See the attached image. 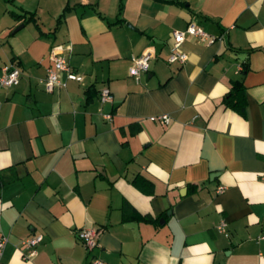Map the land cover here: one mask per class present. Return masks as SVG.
Segmentation results:
<instances>
[{"label": "crops", "instance_id": "0c3cea01", "mask_svg": "<svg viewBox=\"0 0 264 264\" xmlns=\"http://www.w3.org/2000/svg\"><path fill=\"white\" fill-rule=\"evenodd\" d=\"M189 22L214 39L187 35L186 62L168 63ZM146 52L136 79L131 58ZM57 55L80 79L61 73L46 91ZM12 65L0 264H264V0H0V74ZM237 80L243 113L224 102ZM83 227L100 231L90 251Z\"/></svg>", "mask_w": 264, "mask_h": 264}, {"label": "built area", "instance_id": "2783aa9c", "mask_svg": "<svg viewBox=\"0 0 264 264\" xmlns=\"http://www.w3.org/2000/svg\"><path fill=\"white\" fill-rule=\"evenodd\" d=\"M187 35L195 36L204 40H212L213 36L208 34L202 28L195 25L193 22H189L186 29L182 31H174L172 33L173 44L171 52L167 59L168 63L184 64L188 58V55L180 49L181 43L184 41ZM153 55L150 52L143 53L138 56L131 58V65L128 68L129 75L138 79L140 75L149 69L150 61ZM53 66L47 69V74L44 79L40 81L44 85L46 91H52L56 86L65 85V82L61 78V73H65L69 79L79 80L80 77L77 76L69 67L68 63L61 55L54 56ZM21 71L19 67L12 65L2 68L0 74V87H11L18 84L20 79ZM101 101H110L112 99V94L109 88L103 87L100 90ZM107 119H111V114H106ZM152 120L159 119L164 123L170 121V116L168 114H160L157 116H151ZM223 186H218V192H222ZM226 223L222 221L217 227L218 230L223 231ZM99 229L92 227H83L76 230L77 238L82 242L85 248L90 251L97 245V240L99 236ZM42 234L32 235L22 241L23 247L26 249L23 257L25 260H31L37 253L36 246L42 241ZM8 239L6 236L0 238V258L2 256V251L7 243ZM91 264H106L98 258H92Z\"/></svg>", "mask_w": 264, "mask_h": 264}, {"label": "trees", "instance_id": "16d2710c", "mask_svg": "<svg viewBox=\"0 0 264 264\" xmlns=\"http://www.w3.org/2000/svg\"><path fill=\"white\" fill-rule=\"evenodd\" d=\"M17 17H18V18H19V17H20V18H24V17H26V13H22V14H20V15H17ZM28 19H33L34 21H36L33 15L29 16ZM36 24H37V23H36ZM37 25H38V24H37ZM236 84H239L240 87L235 88L234 91L232 90L230 93H228V94L225 96V98H224V102H225V104H226L227 106H229V107H231V108L237 110L238 112H242V109L240 108V106H241L240 102H241V101H240L239 99H235V93H238L239 91H242V90H241V81H239V80L235 81L233 86H235ZM242 113H243V112H242ZM2 183H3V180H0V185H1ZM133 183H134V185H136L137 187H140V189H142L143 191L151 192L150 189L147 190V189H145V188H144V189L142 188L141 184H144V183H145V179H142V177H141V178H139V177L134 178ZM144 186H145V185H144Z\"/></svg>", "mask_w": 264, "mask_h": 264}, {"label": "water", "instance_id": "95a60500", "mask_svg": "<svg viewBox=\"0 0 264 264\" xmlns=\"http://www.w3.org/2000/svg\"><path fill=\"white\" fill-rule=\"evenodd\" d=\"M128 26L132 27L130 24H127Z\"/></svg>", "mask_w": 264, "mask_h": 264}]
</instances>
